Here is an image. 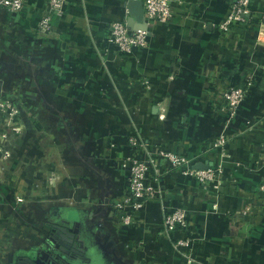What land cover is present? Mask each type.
Listing matches in <instances>:
<instances>
[{
    "label": "crops",
    "instance_id": "crops-1",
    "mask_svg": "<svg viewBox=\"0 0 264 264\" xmlns=\"http://www.w3.org/2000/svg\"><path fill=\"white\" fill-rule=\"evenodd\" d=\"M130 1L69 0L46 34L36 30L44 0L0 7V98L24 106L12 125L0 110V264L72 257L58 227L83 249L72 264H264V0L228 32L219 23L237 0H173V18L151 25ZM121 19L150 28L147 48L116 51L110 23ZM215 74L255 81L234 117L211 104ZM134 130L153 153L221 167L220 179L204 186L171 170L157 182L164 200L122 225L111 203L128 184L120 158ZM163 204L184 208L188 226L164 233Z\"/></svg>",
    "mask_w": 264,
    "mask_h": 264
},
{
    "label": "built area",
    "instance_id": "built-area-1",
    "mask_svg": "<svg viewBox=\"0 0 264 264\" xmlns=\"http://www.w3.org/2000/svg\"><path fill=\"white\" fill-rule=\"evenodd\" d=\"M45 9L38 20L36 30L46 34L52 31L54 20L63 17L69 0H44ZM144 4V20L148 25L154 23L166 24L174 16L173 0H142ZM254 0H237L230 15L221 23L219 28L228 32L234 25H246ZM30 4V0H0V7L12 13L23 11ZM153 32L150 28H132L129 20H114L110 23L109 43L118 53L132 56L135 49H145L149 46ZM255 81L249 80L242 85H234L221 80L218 74L209 81V94L213 108L224 109L232 117L237 114L240 105L249 96ZM0 110L7 113V124L24 112L23 100L18 97L5 96L0 98ZM23 127H19V129ZM225 137L216 142V146L223 145ZM130 152L120 161L121 167L129 173L128 184L121 190L119 196L111 203L113 216L122 225L138 222V214L154 200L163 198L159 186L162 176L174 169L182 170L185 175L194 177L201 185L209 186L220 179L221 167L196 168L193 159L171 151L160 150L153 153L148 148L145 139L137 130L128 137ZM3 148V147H2ZM0 148V150H2ZM264 161V158H263ZM158 182V183H157ZM259 192L264 196V181L259 186ZM264 212V200L257 208ZM188 226L187 211L182 207L170 208L163 204V232L182 230ZM189 238H178L174 241L176 247L188 245ZM188 260L193 261L191 255Z\"/></svg>",
    "mask_w": 264,
    "mask_h": 264
},
{
    "label": "water",
    "instance_id": "water-1",
    "mask_svg": "<svg viewBox=\"0 0 264 264\" xmlns=\"http://www.w3.org/2000/svg\"><path fill=\"white\" fill-rule=\"evenodd\" d=\"M144 4L142 0H131L130 1V12L131 14L136 17V18H141L144 15ZM209 165H196V168H200V169H204V168H208ZM58 229H60L61 231H63V233L67 234V237L64 236L65 241H63L62 239L58 238L59 241L64 245L62 247V251H64L65 253L71 254V252L73 253L72 257H68L66 255H64L61 252H56L55 253L57 255H59L60 257L63 258H68L71 261L76 260V256L75 255H80L83 254V249L81 248V244L78 243V241H75L76 239V234L75 233H71L69 232L67 229L63 228V227H58ZM70 237V238H68ZM80 246V247H79ZM65 247V248H64ZM69 248H71V250H69ZM54 257V256H53ZM27 264H42L41 262H39L38 259L32 261L31 259H28V263Z\"/></svg>",
    "mask_w": 264,
    "mask_h": 264
},
{
    "label": "flooded vegetation",
    "instance_id": "flooded-vegetation-1",
    "mask_svg": "<svg viewBox=\"0 0 264 264\" xmlns=\"http://www.w3.org/2000/svg\"><path fill=\"white\" fill-rule=\"evenodd\" d=\"M63 246H61V249H62ZM65 248V247H64ZM69 250H71V248H69ZM71 255V254H70ZM57 256V255H56ZM44 262V261H43ZM42 263V262H41ZM43 264V263H42ZM45 264H72V261L70 259H65L63 257H60V256H57V258L55 259L54 262H48V263H45Z\"/></svg>",
    "mask_w": 264,
    "mask_h": 264
},
{
    "label": "rangeland",
    "instance_id": "rangeland-1",
    "mask_svg": "<svg viewBox=\"0 0 264 264\" xmlns=\"http://www.w3.org/2000/svg\"><path fill=\"white\" fill-rule=\"evenodd\" d=\"M68 168V167H67ZM59 169L60 170H63L64 171V173L66 172V167H65V165L64 164H61L60 165V167H59ZM66 175V174H65ZM61 176H62V174H61ZM67 177H70V174L67 172ZM60 181H62V179L60 180ZM60 184H62L61 182H60ZM59 185V184H58Z\"/></svg>",
    "mask_w": 264,
    "mask_h": 264
},
{
    "label": "trees",
    "instance_id": "trees-1",
    "mask_svg": "<svg viewBox=\"0 0 264 264\" xmlns=\"http://www.w3.org/2000/svg\"><path fill=\"white\" fill-rule=\"evenodd\" d=\"M242 85V84H241Z\"/></svg>",
    "mask_w": 264,
    "mask_h": 264
}]
</instances>
